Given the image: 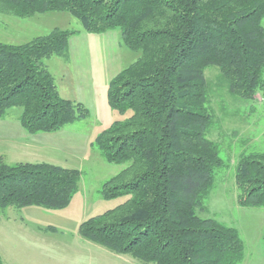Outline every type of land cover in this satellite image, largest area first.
I'll use <instances>...</instances> for the list:
<instances>
[{
    "label": "trees",
    "instance_id": "trees-1",
    "mask_svg": "<svg viewBox=\"0 0 264 264\" xmlns=\"http://www.w3.org/2000/svg\"><path fill=\"white\" fill-rule=\"evenodd\" d=\"M67 11L89 33L118 29L138 52L107 88L121 119L91 146L109 163H127L104 181L103 199L126 197L83 220L81 237L152 264H238L244 243L236 228L201 213L223 166L206 137L211 116L204 70L218 66L229 91L264 93V0H0V13L31 17ZM77 30L54 27L23 43L0 41V118L20 107L28 133L53 132L85 119L81 103L62 98L45 66L67 60ZM80 171L47 162L6 163L0 157V209L66 207ZM241 206H264V151L240 154L234 173ZM264 249V228L261 233ZM0 264H4L0 257Z\"/></svg>",
    "mask_w": 264,
    "mask_h": 264
},
{
    "label": "rangeland",
    "instance_id": "rangeland-1",
    "mask_svg": "<svg viewBox=\"0 0 264 264\" xmlns=\"http://www.w3.org/2000/svg\"><path fill=\"white\" fill-rule=\"evenodd\" d=\"M57 12L31 17L0 13V41L23 43L47 33L53 25L70 30L81 26L79 20L67 11ZM262 24L264 26V17ZM114 32L119 35L120 63L126 67L137 58L138 52L122 43L118 29ZM204 75L205 108L211 116L206 137L216 144L223 166L214 170L212 187L204 200L207 210L201 215L238 230L244 243V258L238 264H264L261 243L264 206L239 205L234 179L240 154L264 151V93L260 90L253 98L232 94L216 65L207 66ZM20 111V107L8 109V113ZM117 116V119L124 117ZM84 128L85 121H77L50 132L63 146L60 150L63 160L59 165L78 169L81 173L78 191L66 207L46 209L31 205L0 209V257L4 264H152L129 254L115 253L79 235L78 225L83 220L113 208L126 198L103 199L100 190L104 181L127 163H109L94 147L78 145L71 151L66 150L72 142L79 144V134ZM26 151L33 160H50L49 150Z\"/></svg>",
    "mask_w": 264,
    "mask_h": 264
},
{
    "label": "crops",
    "instance_id": "crops-1",
    "mask_svg": "<svg viewBox=\"0 0 264 264\" xmlns=\"http://www.w3.org/2000/svg\"><path fill=\"white\" fill-rule=\"evenodd\" d=\"M49 12L54 13V11L45 13ZM54 27L61 28L59 25H53L51 29ZM118 37L114 29L95 34L85 31L80 26L77 33L68 39L67 60L55 55L45 60V66L54 77L59 95L64 99L81 103L89 111L87 118L77 120L86 123V129L81 130L79 134V144L72 142L67 151L78 145L93 149L91 143L97 134L118 117L117 112L109 107L107 101L109 81L125 67L120 63L121 54L117 51ZM112 39L115 40L114 43L110 42ZM19 115L20 112H9L0 118V157L8 164L47 162L59 165L63 160L60 151L62 144H58L50 132L28 133L22 127ZM41 148L51 152L50 160H33L26 151Z\"/></svg>",
    "mask_w": 264,
    "mask_h": 264
}]
</instances>
